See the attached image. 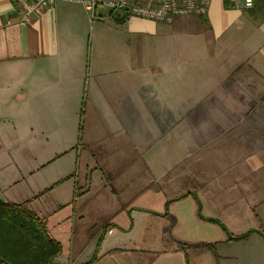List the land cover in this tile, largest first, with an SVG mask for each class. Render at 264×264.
Returning a JSON list of instances; mask_svg holds the SVG:
<instances>
[{
    "label": "crops",
    "instance_id": "obj_1",
    "mask_svg": "<svg viewBox=\"0 0 264 264\" xmlns=\"http://www.w3.org/2000/svg\"><path fill=\"white\" fill-rule=\"evenodd\" d=\"M113 35L121 42L107 45ZM170 97L191 123L171 188L169 169L152 167L173 131L163 129ZM47 147L69 149L44 158ZM190 162L194 169L180 168ZM263 165L264 0L250 8L209 0L204 14L171 24L103 8L91 17L57 0L28 26L0 0V202L45 221L62 248L56 264H264L262 229L229 241L208 220L225 225L203 214L204 201L214 208L218 198L226 212L247 203L241 180ZM157 197L159 208L146 204ZM199 224L220 229L218 240H190Z\"/></svg>",
    "mask_w": 264,
    "mask_h": 264
},
{
    "label": "rangeland",
    "instance_id": "obj_2",
    "mask_svg": "<svg viewBox=\"0 0 264 264\" xmlns=\"http://www.w3.org/2000/svg\"><path fill=\"white\" fill-rule=\"evenodd\" d=\"M85 20H86V24L89 28V23H91V22L89 21V19L87 17ZM96 25L97 24L94 23L93 27L95 29L93 28V30H96ZM107 29L108 28L104 27V30H107ZM106 34H108V33H106ZM108 35H110V34H108ZM125 38L126 37H124L123 39H125ZM105 39H107V41H106V43L108 42L107 45H113L111 43L112 41H117V43H115V44H118L119 42H121L122 37L113 35V36H106ZM91 40H92V35L90 34V30L88 29V31H86V48L89 47V52H88L89 56H90V52H91ZM109 40H110V42H109ZM95 41H96L95 40V34L93 33V44H95ZM99 43H102V42H99ZM92 49L94 51L93 47H92ZM114 49L119 50L117 48H114ZM119 52H115V55L116 54H119V55L122 54V50H120ZM159 92H161V94H162L163 89L162 88L159 89L158 93ZM163 103L164 104L169 103V109L168 110L163 109V112L171 111L170 114L163 113V129L166 127L165 133L168 132V129H171L173 131L171 133H168L167 138L164 139L162 143H161V141H159L160 142L159 146L156 148V150H158V152H160V150L162 152L163 163L159 164L156 162L158 160L155 159L153 161L152 167H154L157 170L162 168V167L164 169H169L168 175H170V176L168 177L169 178L168 179V183H169L168 185L171 188L172 186H174L175 183L178 184V182L175 180V177H174V174H175L174 165L179 163L183 153L185 154L184 156H186L188 149H182V148L180 149V147L182 146L180 144H181V141H183V134L185 135L186 134L185 132H188L186 127L191 123L189 122L188 117H184L182 120H180L181 117L178 116V113L176 110V104L177 103L175 102L174 99H172L171 97L168 100L163 99ZM167 115H169V116H167ZM85 118L86 119H84V118L83 119H84V124H85L86 128H88L90 125H93L95 123V117L87 115ZM71 119L72 120L76 119V121H77L78 117L72 116ZM178 135H180V138H177ZM188 140L189 139L187 138V141ZM68 149L69 148L58 149L57 147H47L45 149L40 148V152H41V156H44V158H47L48 156L53 154V152H59L60 150H62L61 152H63V151L68 150ZM71 150L73 151L71 157H74L77 154L76 148L71 149ZM42 151H43V153H42ZM74 162L75 161H73V164H72L73 168H74ZM172 162H174V164ZM193 166L194 165L190 162L187 165L186 164L181 165L180 168H182V167L186 168L187 167L188 169L185 171V172H187L191 169H194ZM208 166L211 167L212 171L214 170L212 165L208 164ZM171 167H173V169ZM233 167H237V163H235L233 165ZM263 167H264V165H263ZM263 167L258 169L257 171H253V172H251V170L248 169L249 171H248L247 175L244 178H242L243 181L241 180L242 184L246 185V190H245V192H246L245 198H247V203H245L246 205L242 202L241 199H239L238 202L233 207H231L230 212H226V210H228V209L221 211L219 209V207L215 208L218 205V202H217L218 198H216L217 200L215 201L214 204H217V205L214 208H213V205L212 206L206 205V202L204 201L205 204H204L203 214L205 216L217 218L218 220H220L225 225V227L228 229V231L234 235L243 234V233H246L247 231H250V230L262 229L264 231V172H261L262 169L264 171ZM214 175L217 176L218 174L215 173V174H213V176ZM106 176H109V175H104V178ZM190 177H192L191 174L187 175L185 173V178H182L183 179L182 183L184 185H186L185 182L187 180H189ZM211 181L212 180L207 181V183L211 182ZM215 181L220 182L218 179H216ZM180 182H181V180H180ZM233 182L237 188L241 187V185L239 183L240 181L234 180ZM221 186H222V188L224 187V185H222V184H221ZM226 187L227 186H225V188ZM234 196H230V198L234 197ZM158 198L159 197H157L155 199V201H150L149 199H147L146 204H148V206H151L152 208H155V209L157 207L159 208ZM236 198H238V197H236ZM247 205H249L250 208H248ZM180 207H182V205ZM253 208H256V212L261 217V220H258L254 217V214H253L254 211L253 212L251 211V209H253ZM256 212H255V214H256ZM184 216H186V215H184ZM186 222L188 223V226L190 225V227H191V218L186 219ZM201 224L204 225L205 223L202 222ZM201 224H199V226H198L199 231L198 230L195 231V234H196L195 237H193V238L189 237L190 240L193 239V240H195L194 242L203 241L206 243H212V240L214 243L216 240H218L220 233H222L220 231V229H218L217 227L216 228L214 227V228H210V229H214V230L206 231V230H203V228H202L203 226H201ZM162 248H163L162 246L156 247L157 250H161ZM248 248L249 247H247V249ZM186 249L188 250V248H186Z\"/></svg>",
    "mask_w": 264,
    "mask_h": 264
},
{
    "label": "trees",
    "instance_id": "obj_3",
    "mask_svg": "<svg viewBox=\"0 0 264 264\" xmlns=\"http://www.w3.org/2000/svg\"><path fill=\"white\" fill-rule=\"evenodd\" d=\"M208 221L217 224L229 241L245 239L255 232L250 230L241 236H233L219 222ZM202 246L215 252V244ZM61 252L60 244L49 237L44 220L24 205L0 202V264H56Z\"/></svg>",
    "mask_w": 264,
    "mask_h": 264
},
{
    "label": "built area",
    "instance_id": "obj_4",
    "mask_svg": "<svg viewBox=\"0 0 264 264\" xmlns=\"http://www.w3.org/2000/svg\"><path fill=\"white\" fill-rule=\"evenodd\" d=\"M20 25L38 20L57 0H9ZM93 17L97 8L126 12L129 17L171 24L178 17L200 16L207 11L209 0H73ZM233 7L250 8L253 0H230Z\"/></svg>",
    "mask_w": 264,
    "mask_h": 264
}]
</instances>
